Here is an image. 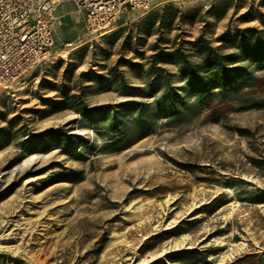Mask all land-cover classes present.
<instances>
[{"label":"rangeland","instance_id":"rangeland-1","mask_svg":"<svg viewBox=\"0 0 264 264\" xmlns=\"http://www.w3.org/2000/svg\"><path fill=\"white\" fill-rule=\"evenodd\" d=\"M55 19L64 58L0 84V264H264V0Z\"/></svg>","mask_w":264,"mask_h":264},{"label":"built area","instance_id":"built-area-1","mask_svg":"<svg viewBox=\"0 0 264 264\" xmlns=\"http://www.w3.org/2000/svg\"><path fill=\"white\" fill-rule=\"evenodd\" d=\"M156 0H0V84L4 89L54 59L57 7L69 3L84 16L90 34H103L124 14Z\"/></svg>","mask_w":264,"mask_h":264},{"label":"bare ground","instance_id":"bare-ground-1","mask_svg":"<svg viewBox=\"0 0 264 264\" xmlns=\"http://www.w3.org/2000/svg\"><path fill=\"white\" fill-rule=\"evenodd\" d=\"M61 26V25H60ZM61 29V28H60ZM71 45V44H70ZM69 45V46H70ZM59 57H62V58H64L63 56H56V57H54V59L56 60V59H58ZM20 86V85H19ZM5 87H3V89H4ZM2 89V90H3ZM21 89V88H20ZM37 159V157L34 155V154H32V155H28V158L27 159H25L24 161H23V163H22V166L23 167H28L33 161H35ZM43 178V176H35V177H31V178H28V180H26L25 181V183L26 184H29V182H32V181H37V180H40V179H42ZM253 184L257 187V184L255 183V182H253ZM227 191V193H229V194H231V191L230 190H226ZM173 200H171V198H169V199H166L164 202H165V204L168 206L169 204H171V203H173L172 202ZM191 205L189 206V210L190 211H192V210H194L195 208H197V207H199L200 205H202V203H199V202H197V199H196V196H195V194H193V196L191 197ZM237 206V205H236ZM256 207L257 208H259V207H261V208H263L264 207V203H259V205H256ZM235 211V210H234ZM199 217V215H197V216H195V218H198ZM183 239H182V242L181 243H178V244H174L172 247L170 246V248L172 249L171 251H177L178 249H180V248H182L184 245L186 246V245H188V241H189V239H188V237L187 236H183L182 237ZM221 245H223V244H220L219 246H221ZM231 246V245H230ZM232 247H238V250L239 249H241L242 247H244V244H232ZM184 248V247H183ZM186 248H190V247H186ZM235 249H237V248H235ZM228 250H232V248H229ZM234 250H232V252H233ZM160 256V255H159ZM159 256H156V257H151L150 259H146V260H143L142 262H140V263H137V264H146V263H148V262H150V261H152V260H154L155 258H158ZM232 257V253L230 254H228V255H225V256H223V257H221V259L217 262V263H213V264H223L224 263V261H227L228 259H230ZM214 257L211 255V256H209L208 257V261H212V259H213Z\"/></svg>","mask_w":264,"mask_h":264}]
</instances>
